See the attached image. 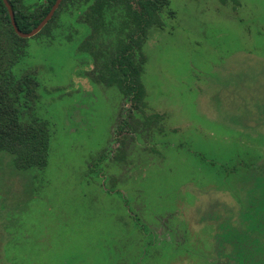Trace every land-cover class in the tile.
Returning a JSON list of instances; mask_svg holds the SVG:
<instances>
[{
  "label": "rangeland",
  "instance_id": "1",
  "mask_svg": "<svg viewBox=\"0 0 264 264\" xmlns=\"http://www.w3.org/2000/svg\"><path fill=\"white\" fill-rule=\"evenodd\" d=\"M169 1L142 48L144 114L90 80L73 9L22 43L14 74L34 73L50 137L42 169L0 154V264H226L218 239L254 210L245 257L264 264V0ZM235 157L255 179L202 159Z\"/></svg>",
  "mask_w": 264,
  "mask_h": 264
},
{
  "label": "trees",
  "instance_id": "2",
  "mask_svg": "<svg viewBox=\"0 0 264 264\" xmlns=\"http://www.w3.org/2000/svg\"><path fill=\"white\" fill-rule=\"evenodd\" d=\"M55 1L8 0L16 26L23 33L34 29L45 18ZM81 1L87 5L85 10L79 7L80 3L76 4V0H62L59 9L63 6L66 9L75 8L80 15L79 22L89 28V34L79 46V50L86 52L92 62L93 77L90 80L107 87H116L128 102L130 109L144 114L147 105L141 75L146 58L142 48L152 30L162 29V12L168 9L170 1ZM221 2L225 3V0ZM57 12L50 22L54 21ZM169 13L173 14V11ZM24 41L25 39L18 37L13 31L8 12L0 0V154L9 157L15 170L27 173L31 169H42L46 166L50 134L48 122L38 118L32 109L33 102L38 98L35 94L38 82L29 73L21 76L14 74V67L25 55L26 45H22ZM154 116L156 119L160 118L158 115ZM144 122H148V117ZM202 159L209 169H218L215 173L223 174L226 178L231 177L239 167L244 169L245 177H240L243 182L255 179L256 177L252 178L253 173L258 171L255 166H251V160L242 158L233 159V164L229 167L221 165L218 168L213 161ZM239 183L240 181L238 185ZM260 218L258 211L250 212L244 219L247 222L246 230L238 233L229 225L218 239V246H231L230 253L226 254V264H263L259 260L254 262L251 259L250 262V258L245 257L252 239L247 242L246 237L259 232L262 221Z\"/></svg>",
  "mask_w": 264,
  "mask_h": 264
},
{
  "label": "water",
  "instance_id": "3",
  "mask_svg": "<svg viewBox=\"0 0 264 264\" xmlns=\"http://www.w3.org/2000/svg\"><path fill=\"white\" fill-rule=\"evenodd\" d=\"M2 1H3L4 5L6 6L11 26L13 27V30L16 33V35H18L20 38H30V37L34 36L35 34H37L42 29V27L49 21V19L52 17L54 11L58 7L61 0H56V2L54 3L53 7L50 10V12L47 14V16L37 25V27H35L29 33H22L21 31L18 30V28L15 24V20H14V13H13L10 5L8 4L7 0H2Z\"/></svg>",
  "mask_w": 264,
  "mask_h": 264
},
{
  "label": "flooded vegetation",
  "instance_id": "4",
  "mask_svg": "<svg viewBox=\"0 0 264 264\" xmlns=\"http://www.w3.org/2000/svg\"><path fill=\"white\" fill-rule=\"evenodd\" d=\"M35 1H37V0H34V2H35ZM61 1H62V0H61ZM61 1H60L59 5L61 4ZM84 1H85V0H84ZM2 2H3V1H2ZM7 2H8V0H7ZM55 2H56V1H55ZM77 3H80V4H79V7H83L84 10L86 9V6H87V5H86L85 2H83V1H81V0H79V1L76 0V4H77ZM3 4H4V3H3ZM8 4H9V2H8ZM9 5H10V4H9ZM53 5H54V4H53ZM53 5H52V7H53ZM59 5H58V6H59ZM4 6H5V5H4ZM10 7H11V6H10ZM52 7H51V8H52ZM70 7H72V6H70ZM5 8H6V6H5ZM65 8H66V7H65ZM11 9H12V8H11ZM71 9H73L72 12L74 11V12L76 13V19H77V21H78V19L80 18V17H79L80 15L77 14V11H75V10H76L75 8H68V9H66V10H71ZM6 10H7V9H6ZM50 10H51V9H50ZM59 10H60L59 7H58V9L56 8V10L54 11L53 15L55 14L56 11H59ZM12 11H13V10H12ZM7 12H8V11H7ZM49 12H50V11H49ZM49 12H48V13H49ZM57 13H58V12H57ZM53 15H52V16H53ZM46 16H47V15H46ZM46 16H45V17H46ZM51 19H52V17L49 19V21H48L46 24H48V23L50 22ZM9 20H10V19H9ZM14 20H15V19H14ZM10 24H11V23H10ZM15 24H16V23H15ZM46 24H45V25H46ZM45 25H44V26H45ZM44 26H43V27H44ZM36 27H37V26H36ZM43 27H42V28H43ZM12 28H13V27H12ZM18 30H19V29H18ZM32 30H33V29H32ZM32 30H31V31H32ZM41 30H42V29H41ZM41 30H40V31H41ZM13 31H14V30H13ZM40 31H39V32H40ZM39 32H38V33H39ZM22 33H23V32H22ZM28 33H29V32H28ZM38 33H37V34H38ZM37 34H35V35L32 36V37H35ZM18 37H19V36H18ZM32 37H30V38H32ZM22 39H28V38H22ZM24 44H25V43H24ZM24 54H25V55H24V58H25L26 53L24 52ZM21 61H22V60H21ZM17 65H18V64H17ZM17 65H16V66H17ZM16 66H15V67H16ZM15 67H14V68H15ZM27 73H28V72H27ZM17 75H19V74H17ZM30 75L33 76V77H35V76H34V73H31ZM19 76H21V74H20Z\"/></svg>",
  "mask_w": 264,
  "mask_h": 264
}]
</instances>
